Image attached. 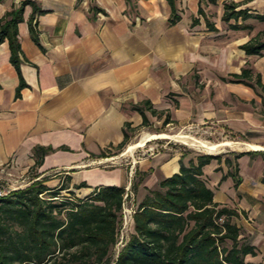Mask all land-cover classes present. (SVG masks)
<instances>
[{"label": "crops", "instance_id": "crops-1", "mask_svg": "<svg viewBox=\"0 0 264 264\" xmlns=\"http://www.w3.org/2000/svg\"><path fill=\"white\" fill-rule=\"evenodd\" d=\"M23 1L0 0V19ZM31 1L41 11L33 21L38 42L28 5L18 24V68L9 42L0 44V173L69 176L79 198L101 186L127 190L133 170L96 166L110 157L92 155L124 141L125 123L140 127L143 118L133 107L150 101L179 127L227 133L228 150L209 154L222 159L203 168L204 178L214 201L238 212L234 221L256 251L246 261L264 264V89L256 82L260 75L264 86V50L256 55L243 49L257 37L264 40V21L222 20L225 2L264 15V0H172L180 17L173 25L169 0ZM245 68L252 70V86L231 80ZM144 111L150 122L157 119ZM159 135L142 139L139 148L169 138ZM223 143L212 144L217 147L210 152ZM40 148L52 150L42 155ZM181 157L185 165L193 158L175 149L135 162L151 171L133 197L137 205L146 189L180 172ZM130 226L132 234L133 219Z\"/></svg>", "mask_w": 264, "mask_h": 264}, {"label": "trees", "instance_id": "trees-1", "mask_svg": "<svg viewBox=\"0 0 264 264\" xmlns=\"http://www.w3.org/2000/svg\"><path fill=\"white\" fill-rule=\"evenodd\" d=\"M208 2L215 4L217 0ZM169 3L173 25L180 17L172 0ZM28 5L33 9L29 19L31 35L38 42L33 21L41 11L33 1H23L0 19V44L5 40L9 42L11 63L17 68L22 52L18 24L24 20ZM239 6L232 1L225 2L222 20L252 17L264 21V15H251L247 10H239ZM207 24L215 29L209 21ZM233 28L239 26L233 25ZM243 49L247 54L261 55L264 40L257 37ZM242 71L232 75L231 80L252 86L249 82L252 70ZM256 82L264 89L260 75ZM24 86L21 82L17 96ZM133 108L143 118L141 126L133 128L125 123L124 141L92 157H110L107 151L110 149L122 151L139 129L150 124L144 110H150L159 120L164 118V125L172 122L169 113L154 110L150 101H145L143 107ZM51 150L40 148L38 152L44 155ZM239 157L240 154L235 156ZM214 159L221 161L222 158L199 154L185 165L181 157L180 172L160 180L158 188L146 189L144 200L132 215L134 233L115 259L111 252L119 243L126 189L101 186L85 198H79L70 186L51 188L46 185V177L38 179L39 175L31 172L34 181L27 187L0 196V264H254L246 261V257L254 256L256 251L242 238V229L234 221L239 217L238 212L215 202L214 192L204 178L203 168ZM225 161L230 163L228 159ZM40 164L38 159L35 167ZM150 172H135L140 178L138 183L132 182L134 194ZM65 178L70 185L71 177ZM85 186L82 183L74 188ZM64 190L70 196L62 195Z\"/></svg>", "mask_w": 264, "mask_h": 264}, {"label": "rangeland", "instance_id": "rangeland-1", "mask_svg": "<svg viewBox=\"0 0 264 264\" xmlns=\"http://www.w3.org/2000/svg\"><path fill=\"white\" fill-rule=\"evenodd\" d=\"M158 120V121H157ZM172 123V122H171ZM169 123L167 125L163 124L162 120L155 119L150 122V124L147 127H143L139 129L131 138L132 141L120 152H117L114 149L107 150L110 155V160L107 162H104L103 164H96V166H100L102 168H108L111 169L113 167H122L123 170L125 169L127 172H131L133 170V177H131V181H129V184L127 186V193H129V196L126 201V208L130 210H136L137 203L134 201L133 197L135 194L131 190L132 182L138 183V180L140 176H135V172L142 171L139 170V167L135 165V162L140 161L142 158H145L147 156H153L158 155L162 153L163 151H173L175 149L181 151L182 153H185L186 155H191L192 157H195L199 154H210V153H220L224 154L228 148L223 146L218 148L214 152H210L209 150L203 148L200 146L202 143L199 142H205L209 144H219L223 143L225 141V138L227 136V133H224L222 129H207V128H200V129H194V128H183L179 127L174 123ZM159 135L158 137H165L164 135L168 136L169 138H160V139H154L151 140L152 142H149L144 147L139 148H133L128 149L130 146L142 141V139L146 138L149 135ZM200 144V145H199ZM31 177L32 174L29 176L19 177V176H13L8 174H2L0 173V188L6 192H12L18 189L20 186H24L27 184V186L31 183ZM65 175H60L58 173H50L46 176L47 182L46 185H48L51 188H56L61 185L64 186H70L67 178ZM30 181V183H28ZM71 183V182H70ZM26 186V187H27ZM158 188L155 187L154 189ZM130 192L134 194L133 196H130ZM147 193V192H146ZM62 195L64 196H70L67 192V190H64ZM133 215V214H132ZM131 222H130V214H128V221L126 223L123 222L121 224V228L119 229V235H118V242L117 245L113 248L111 252V257L113 259L116 258L118 255L120 249L123 247V245L128 241L129 236L131 234Z\"/></svg>", "mask_w": 264, "mask_h": 264}, {"label": "built area", "instance_id": "built-area-1", "mask_svg": "<svg viewBox=\"0 0 264 264\" xmlns=\"http://www.w3.org/2000/svg\"><path fill=\"white\" fill-rule=\"evenodd\" d=\"M9 192H6L3 191L1 188H0V196H5L7 195ZM128 193L125 195L124 197V203H123V212H122V220L124 223H126L128 221V214H130V222L132 221V214H134L135 210H130V209H127L125 204H126V201H127V198H128Z\"/></svg>", "mask_w": 264, "mask_h": 264}, {"label": "bare ground", "instance_id": "bare-ground-1", "mask_svg": "<svg viewBox=\"0 0 264 264\" xmlns=\"http://www.w3.org/2000/svg\"><path fill=\"white\" fill-rule=\"evenodd\" d=\"M199 143H202L201 145H200V144H199V145L202 146L203 148L209 150V151H213V150L217 147V146H215V145H212V144H209V143H205V142H199ZM138 144H139V142L136 143V144H134V145H132V146H130L128 149H133V148L137 147ZM223 145H224V143L218 145V147H219V146H223Z\"/></svg>", "mask_w": 264, "mask_h": 264}]
</instances>
